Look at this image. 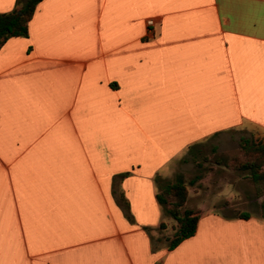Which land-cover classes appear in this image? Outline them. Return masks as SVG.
<instances>
[{"label":"crops","instance_id":"obj_1","mask_svg":"<svg viewBox=\"0 0 264 264\" xmlns=\"http://www.w3.org/2000/svg\"><path fill=\"white\" fill-rule=\"evenodd\" d=\"M241 127L264 133V0H39L0 45V264H264L260 214L156 234L153 176Z\"/></svg>","mask_w":264,"mask_h":264},{"label":"rangeland","instance_id":"obj_2","mask_svg":"<svg viewBox=\"0 0 264 264\" xmlns=\"http://www.w3.org/2000/svg\"><path fill=\"white\" fill-rule=\"evenodd\" d=\"M241 137L262 141L264 133L244 127L219 132L195 146L194 153H186L184 158L181 154L168 163L162 175L183 180L185 207L198 213L214 210L231 215L247 211L264 216V181L252 180L246 168L231 164V157L242 155ZM174 222L172 219L167 229L156 233L161 242L171 235Z\"/></svg>","mask_w":264,"mask_h":264},{"label":"trees","instance_id":"obj_3","mask_svg":"<svg viewBox=\"0 0 264 264\" xmlns=\"http://www.w3.org/2000/svg\"><path fill=\"white\" fill-rule=\"evenodd\" d=\"M38 1L15 0L14 6L10 10L0 11V45L9 36H25L27 34V21ZM240 141L243 148L242 155L231 157V164L236 167L246 168L252 180L264 181V140L254 141L241 137ZM124 174H126V171L120 173V176ZM153 180L156 187L155 198L160 204L162 213L175 221L171 235L165 237L164 241V246L170 249L182 238L193 233L198 212L184 206L186 188L179 176L174 180H169L159 174H155ZM191 181L192 179H190ZM121 198L123 199V197ZM248 214L247 211H240L233 215L247 217ZM124 215L128 220H132L127 210L126 202ZM159 226H163L161 221L159 222ZM156 245L158 243L152 242L153 249L157 247Z\"/></svg>","mask_w":264,"mask_h":264},{"label":"built area","instance_id":"obj_4","mask_svg":"<svg viewBox=\"0 0 264 264\" xmlns=\"http://www.w3.org/2000/svg\"><path fill=\"white\" fill-rule=\"evenodd\" d=\"M145 23L147 27L149 28L152 25V19L151 18L146 19Z\"/></svg>","mask_w":264,"mask_h":264},{"label":"water","instance_id":"obj_5","mask_svg":"<svg viewBox=\"0 0 264 264\" xmlns=\"http://www.w3.org/2000/svg\"><path fill=\"white\" fill-rule=\"evenodd\" d=\"M17 12H19V11H17Z\"/></svg>","mask_w":264,"mask_h":264}]
</instances>
